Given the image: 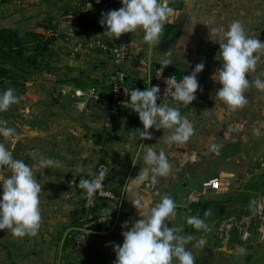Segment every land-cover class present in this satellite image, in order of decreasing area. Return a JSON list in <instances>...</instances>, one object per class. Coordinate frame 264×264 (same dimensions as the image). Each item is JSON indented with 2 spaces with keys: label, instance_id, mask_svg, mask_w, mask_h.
<instances>
[{
  "label": "crops",
  "instance_id": "obj_1",
  "mask_svg": "<svg viewBox=\"0 0 264 264\" xmlns=\"http://www.w3.org/2000/svg\"><path fill=\"white\" fill-rule=\"evenodd\" d=\"M102 1L0 2V29H14L20 37L33 31L50 40L40 68L33 71L19 93L20 102L0 114V119L16 130L15 137L0 136V143L12 149L14 158L29 165L42 185L43 217L36 236L19 238L8 229L0 230V264H68L65 233L82 215L84 190L79 182L88 179L89 170L95 173L103 169L104 181L118 198L98 201V212L110 211L115 222L110 230L87 237L81 253L83 264H114V245H122V232L143 218L132 199L154 205L160 200L157 192L167 193L177 204L176 217L168 226L178 224L183 228L180 195L187 189L185 207L186 193L199 171L209 170L214 164L217 171L227 175L264 171V91L253 83L245 92L248 103L232 110L216 95L221 85L214 75L222 64L219 43L223 42L214 30L223 27L226 31L238 20L248 36L264 42V0H169L174 11L155 47L144 41L143 30L122 34L118 39L104 35L107 29L100 24L102 13L112 9L102 8ZM121 40L130 45L124 68L133 81L148 83L149 76L160 68L189 75L197 64L204 63L203 71L197 74L202 91L195 93L197 99L190 108L169 100L157 101L178 108L193 128L194 123L201 125L199 137L193 133L183 147H178L166 142L171 130L153 127L149 129L153 138L144 140L140 138L143 125L136 112L125 108L113 116L98 101L77 102L60 95L62 87L76 86L86 94L94 87L99 95L107 96L114 67L110 49ZM169 51L172 64L163 67L160 61ZM257 78L264 80V55H260L256 70L248 74L252 82ZM109 117L112 120L106 129L104 123ZM141 145L152 146L157 153L163 150L171 164L169 175L158 177L155 185L151 174L139 185L132 184L138 172L148 167ZM40 156L59 161V166L40 167ZM214 157L215 163L210 162ZM10 174L7 167L0 169V176ZM181 234L191 233L183 228ZM201 239L194 238L187 245L193 255L203 248L198 244ZM173 264H179L178 260Z\"/></svg>",
  "mask_w": 264,
  "mask_h": 264
},
{
  "label": "clouds",
  "instance_id": "obj_2",
  "mask_svg": "<svg viewBox=\"0 0 264 264\" xmlns=\"http://www.w3.org/2000/svg\"><path fill=\"white\" fill-rule=\"evenodd\" d=\"M99 2V0H97ZM122 7L118 10H109L102 13L100 24L106 27L103 33L108 38L118 39L122 34L143 30L144 41L155 47L160 43L164 25L173 13L169 6V0H121ZM214 31L222 36L219 43V56L222 64L214 73L216 82L221 87L216 95L232 110L243 108L248 99L245 92L253 85L258 90L264 91V80L257 78L254 82L248 79V74L257 68L260 55H264V42L258 38L248 36L243 24L235 20L225 31L219 27ZM171 52L165 54L160 63L163 67L172 64ZM204 63H199L189 75H184L177 81L175 75L167 79V89L172 97L182 102L184 106L197 99L195 93L202 91L197 74L203 71ZM152 77L149 76L148 84ZM174 89V91H172ZM159 86L146 87L144 90L133 89L130 99L124 104L138 114L143 125V131H139L140 138L151 140L149 129L171 130L167 137V143L183 147L194 133L192 123L176 107H170L167 103H157L160 100ZM21 97L16 90L8 87L0 92V112L7 111L11 106L18 104ZM8 121L0 119V136L8 139L16 136V130L8 127ZM144 150L143 160L145 167L132 179L133 185L146 180L151 174L153 185L158 177L169 175L171 164L167 154L160 150L158 153L152 146L141 145ZM139 157V152L137 153ZM39 166L50 168L59 166V161L53 158L40 156ZM10 170L9 176H0V230L8 229L14 237L36 236L42 223L40 208V193L42 185L38 182L32 168L23 160L14 158L12 149L0 143V169ZM83 172L84 169H79ZM92 179H81L79 187L85 191L88 197H92L103 189L105 171L101 169L96 175L87 173ZM160 196L158 203L142 202V199H132L133 206L141 219H137L134 225L122 232L123 243L114 245L116 259L114 264H173L178 260L179 264H195V256L188 250L187 245L194 240L191 234L182 235V227H169V221L175 219L177 204L167 193ZM110 216V211L107 213ZM210 215V210L204 212V216ZM188 225L196 230L210 232L211 227L198 215L186 218ZM203 246V239L198 241ZM238 255H246V249L237 248Z\"/></svg>",
  "mask_w": 264,
  "mask_h": 264
},
{
  "label": "rangeland",
  "instance_id": "obj_3",
  "mask_svg": "<svg viewBox=\"0 0 264 264\" xmlns=\"http://www.w3.org/2000/svg\"><path fill=\"white\" fill-rule=\"evenodd\" d=\"M200 129L201 125L194 123L195 137H199ZM210 162L215 163V157L210 159ZM220 176L225 178L222 179V191L214 196H206L199 206L191 207L190 213L183 206L187 189L180 195L183 202L178 208L184 218L183 228L194 238L202 237L205 241L200 252L194 255L195 264H264V240L258 237L261 218L255 212V202L264 200V171L227 175L217 171L214 164L209 170L199 171L189 188H199L203 181ZM206 210H210L207 217L204 216ZM192 213L193 216L198 215L203 219L212 230L205 232L188 225L186 218L192 216ZM239 224H248L249 228L253 229L254 236L243 240L239 233ZM176 226L178 227V224ZM238 246L246 249V255L237 254ZM83 259L82 256L81 262H84Z\"/></svg>",
  "mask_w": 264,
  "mask_h": 264
},
{
  "label": "built area",
  "instance_id": "obj_4",
  "mask_svg": "<svg viewBox=\"0 0 264 264\" xmlns=\"http://www.w3.org/2000/svg\"><path fill=\"white\" fill-rule=\"evenodd\" d=\"M102 8H111L112 10H118L122 7L121 0H104L101 2ZM110 55L113 61V73H112V84L107 96L102 97L99 95L94 87H90L88 94L85 89L81 87H70L64 86L60 89V95L63 97H69L77 102H85L87 100H95L104 106H107L114 116L121 109H130L124 102L130 99V92L137 88L144 90L146 87L159 86L160 88V100H169L174 103H182L175 100L171 92L167 89V79L175 74L166 72L164 69H156L154 71L151 83H142L131 80L125 71L124 64L127 58L130 56V45L127 41L121 40L110 49ZM177 81H180L182 77L175 75ZM174 91V89H172ZM133 111V110H131ZM134 112V111H133ZM111 115V116H112ZM111 117L107 118L104 126L106 129L110 128ZM94 174L98 175L99 172ZM94 177L89 176L88 179ZM223 189L222 180L218 177H214L203 181L201 187L190 189L186 193V211L190 213L192 206L199 204L206 196L219 194ZM117 194L103 182V189L98 191L92 197H88L83 191L82 200V215L65 233V242L68 247V264H82L81 253L82 247L87 237L93 231V226L99 223H111L115 222L114 215L110 214L108 217L107 213H99L97 208V201L104 200H116ZM255 212L259 214L261 222L259 224L258 237L260 240H264V200L255 202ZM244 220V218L242 219ZM239 233L243 240L250 239L254 236V231L249 228L248 224L238 225Z\"/></svg>",
  "mask_w": 264,
  "mask_h": 264
},
{
  "label": "trees",
  "instance_id": "obj_5",
  "mask_svg": "<svg viewBox=\"0 0 264 264\" xmlns=\"http://www.w3.org/2000/svg\"><path fill=\"white\" fill-rule=\"evenodd\" d=\"M8 1L10 0H0V2ZM49 45L50 40L44 38L40 33L30 31L25 36L20 37L14 29L1 28L0 92L12 87L19 96V93L25 88L26 82L30 80L33 71L40 68L42 57L49 50ZM172 74L183 77L174 71ZM201 203L195 206H199ZM113 225V222L96 224L93 226L91 234L108 231Z\"/></svg>",
  "mask_w": 264,
  "mask_h": 264
},
{
  "label": "water",
  "instance_id": "obj_6",
  "mask_svg": "<svg viewBox=\"0 0 264 264\" xmlns=\"http://www.w3.org/2000/svg\"><path fill=\"white\" fill-rule=\"evenodd\" d=\"M191 105H192V103H191V104H188V105H186V106L183 105V107H185V108H190ZM78 108H79V106L76 107V109H78ZM74 114L76 115V113H74Z\"/></svg>",
  "mask_w": 264,
  "mask_h": 264
}]
</instances>
